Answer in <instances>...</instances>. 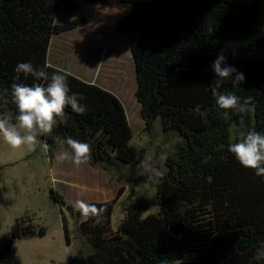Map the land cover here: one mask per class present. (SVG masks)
Returning a JSON list of instances; mask_svg holds the SVG:
<instances>
[{"label":"trees","instance_id":"1","mask_svg":"<svg viewBox=\"0 0 264 264\" xmlns=\"http://www.w3.org/2000/svg\"><path fill=\"white\" fill-rule=\"evenodd\" d=\"M119 1L130 6L116 29L130 41L141 118L147 128L159 119L164 131L181 140L168 153L167 172L156 184L158 211L144 215L147 203L140 195L115 228L111 215L123 189L110 200L86 202L98 210L90 215L50 189L51 201L61 214L65 208L77 217L88 243L87 252L79 250L59 264H176L174 253L182 249L183 238L191 242L184 264H264L257 255L264 248V177L243 168L228 151L240 133H264V0ZM78 6V0H0V115L15 122L13 82L44 83L17 74L18 63L31 62L49 74L62 71L69 94H80L87 111L81 115L65 108L53 132L41 135L48 154L65 148L62 140L70 136L92 146L89 164L120 168L136 162L139 154L122 101L48 61L52 37L84 21L58 20ZM221 51L226 64L245 76L238 87L225 81L221 91L242 100L252 97L244 113L220 109L209 90L216 79L212 64ZM62 223L69 245L64 216ZM45 234L46 228L30 218H17L0 240V264H20L15 239Z\"/></svg>","mask_w":264,"mask_h":264},{"label":"rangeland","instance_id":"2","mask_svg":"<svg viewBox=\"0 0 264 264\" xmlns=\"http://www.w3.org/2000/svg\"><path fill=\"white\" fill-rule=\"evenodd\" d=\"M78 8L62 13L58 20L65 22L76 17L84 21L76 28L52 37L48 51L51 65L114 92L122 101L133 137L131 144L138 151L136 162L120 168H104L86 164L76 168L57 157L64 147L49 155L43 144L34 150L24 147L14 150L0 137V240L7 235L17 218H30L46 228L43 237L15 239L13 249L20 264L64 263L77 251H88V243L78 229L79 220L71 212L53 203L51 188L58 191L74 208L77 201H107L123 189L111 215V226L116 227L125 209L144 196L147 209L144 215L159 209L155 177L143 167L150 162L159 170L166 169L167 155L181 140L164 131L159 119L147 128L135 99V76L130 54L129 38L116 29L117 20L129 10L119 0H107L93 5L78 0ZM39 140L43 141L41 136ZM176 140V141H175ZM62 216L66 220L69 245L65 243ZM197 239V238H196ZM196 239H191L196 241ZM182 249L175 252L176 264H184L191 242L180 239Z\"/></svg>","mask_w":264,"mask_h":264},{"label":"clouds","instance_id":"3","mask_svg":"<svg viewBox=\"0 0 264 264\" xmlns=\"http://www.w3.org/2000/svg\"><path fill=\"white\" fill-rule=\"evenodd\" d=\"M212 70L216 79L209 85V90L215 97L216 104L220 109H235L241 113L248 110L252 103V97L242 98L233 92L221 91L225 81H231L233 87L245 81L243 73L235 67L226 64V57L221 53L217 54L213 61ZM14 71L25 76L31 75L36 81L31 86L23 82H13L10 85L11 96L16 105L17 114L13 118L0 115V137L14 150L28 147L35 149L37 144H43L48 148L46 142L38 139L39 136L50 134L58 124L59 117L65 114V108L71 109L78 114H85L87 106L80 101L83 97L78 93H70L67 76L62 71L49 74L44 67L36 68L31 62L18 63ZM19 81V75L15 78ZM196 111H199V106ZM225 118L228 113L225 111ZM62 143L66 145L57 157L61 163L68 162L76 168L88 164L92 159V146L73 137H65ZM228 151L234 155L238 163L245 169L254 170L259 177H264V133L255 129L242 132L239 138L228 145ZM147 172L155 177H163L167 169L159 170L150 162H143ZM79 208L85 215L96 213L95 205L87 204L84 201H77ZM257 255L264 257V248L257 250Z\"/></svg>","mask_w":264,"mask_h":264}]
</instances>
